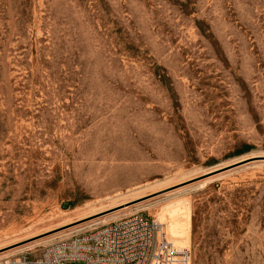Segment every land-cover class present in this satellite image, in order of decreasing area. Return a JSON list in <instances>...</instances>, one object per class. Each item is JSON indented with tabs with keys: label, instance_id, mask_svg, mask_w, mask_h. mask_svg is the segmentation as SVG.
<instances>
[{
	"label": "rangeland",
	"instance_id": "rangeland-1",
	"mask_svg": "<svg viewBox=\"0 0 264 264\" xmlns=\"http://www.w3.org/2000/svg\"><path fill=\"white\" fill-rule=\"evenodd\" d=\"M136 212L264 264V0H0V264Z\"/></svg>",
	"mask_w": 264,
	"mask_h": 264
},
{
	"label": "built area",
	"instance_id": "built-area-1",
	"mask_svg": "<svg viewBox=\"0 0 264 264\" xmlns=\"http://www.w3.org/2000/svg\"><path fill=\"white\" fill-rule=\"evenodd\" d=\"M192 264L191 248L178 246L160 219L136 212L73 235L33 257L20 254L1 264Z\"/></svg>",
	"mask_w": 264,
	"mask_h": 264
},
{
	"label": "bare ground",
	"instance_id": "bare-ground-1",
	"mask_svg": "<svg viewBox=\"0 0 264 264\" xmlns=\"http://www.w3.org/2000/svg\"><path fill=\"white\" fill-rule=\"evenodd\" d=\"M122 205H124V204H122ZM129 207V206H128ZM125 208H127V206L125 207ZM125 208H123V209H125ZM121 210V209H120ZM120 210H118V211H120ZM117 211H115V212H113V213H115V214H113V216H111V217H109V218H106V217H104L103 216V218H101L102 220L100 221V220H97L98 218H96V219H92L91 221H90V223H94V224H99V223H106L107 222V219H110V218H112V217H114V218H116V217H118L119 216V214H118V212L116 213ZM79 221V220H78ZM84 224L82 223V224H80V225H78V226H74V227H72V228H69V229H75V228H79V227H82Z\"/></svg>",
	"mask_w": 264,
	"mask_h": 264
},
{
	"label": "water",
	"instance_id": "water-1",
	"mask_svg": "<svg viewBox=\"0 0 264 264\" xmlns=\"http://www.w3.org/2000/svg\"><path fill=\"white\" fill-rule=\"evenodd\" d=\"M171 190H173V189H166V190H164V191H159V192L154 193V194H152V195H148L147 197H144V198L138 199V200H136V201H133L132 203L141 202V201H144V200H147V199H150V198L156 197V196H158V195L164 194V193L169 192V191H171Z\"/></svg>",
	"mask_w": 264,
	"mask_h": 264
}]
</instances>
